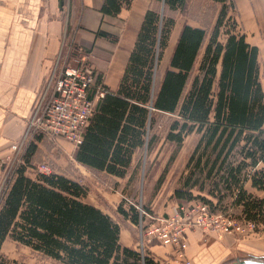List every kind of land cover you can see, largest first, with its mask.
I'll return each mask as SVG.
<instances>
[{
	"label": "trees",
	"instance_id": "trees-1",
	"mask_svg": "<svg viewBox=\"0 0 264 264\" xmlns=\"http://www.w3.org/2000/svg\"><path fill=\"white\" fill-rule=\"evenodd\" d=\"M132 1L105 0L101 12L118 16ZM153 1L162 8L146 12L119 88L91 95L95 107L75 159L125 177L135 150H148L157 139L151 134L156 113L174 115L167 140L182 145L190 134L200 137L187 164L190 174L174 196L206 203L213 213L264 225V198L245 188L250 180L264 190L259 49L244 33L233 30L220 41L225 22L237 28L236 0H210L220 5L210 34L205 27L183 25L170 68L156 88L155 73L176 24L171 13L183 11L189 0ZM96 81L100 83V78ZM35 148H27L26 162ZM88 191L63 174L32 178L26 175L25 164L16 168L0 205V264H7L1 249L8 239L61 264H155L151 257L143 260L137 250L121 245L119 223L85 201ZM118 212L139 223L135 205L127 210L121 203Z\"/></svg>",
	"mask_w": 264,
	"mask_h": 264
},
{
	"label": "crops",
	"instance_id": "crops-1",
	"mask_svg": "<svg viewBox=\"0 0 264 264\" xmlns=\"http://www.w3.org/2000/svg\"><path fill=\"white\" fill-rule=\"evenodd\" d=\"M104 2L0 0V151L5 148L9 151L10 146L22 138L37 99L65 49L82 48L95 68L96 80L100 78L97 84L110 91L119 88L145 14L154 1L133 0L118 16L104 15L101 12ZM236 8L247 42L259 49L264 90V0H236ZM182 28L183 25L176 23L171 31L158 66L159 82L170 68ZM144 149L135 150L128 172L136 167L137 155ZM162 179L161 175L154 187ZM181 186L182 183L171 192L178 202L184 200L177 199L174 191ZM245 188L256 197L264 198V190L253 187L250 180ZM122 197L116 193L112 200L119 206ZM88 203L105 211L97 203ZM172 209L169 207L165 214ZM133 227L135 225L129 221L124 229L121 228L120 243L138 250ZM188 240V255L194 264H227L239 256L264 257V234L259 231L242 237L193 228ZM147 250L155 264H176L171 247L150 243Z\"/></svg>",
	"mask_w": 264,
	"mask_h": 264
},
{
	"label": "rangeland",
	"instance_id": "rangeland-1",
	"mask_svg": "<svg viewBox=\"0 0 264 264\" xmlns=\"http://www.w3.org/2000/svg\"><path fill=\"white\" fill-rule=\"evenodd\" d=\"M160 10L162 6L159 3H153V7ZM220 5L210 0H189L186 8L183 11L171 13L175 16L178 26L186 23L194 26L205 27L209 34L216 22L217 13ZM233 14V13H232ZM237 21V28L234 30L231 21L225 22L222 28L220 41L224 42L226 39V31L233 30L238 33H243L241 22L238 13L234 12ZM63 66H75L79 63V54L74 47L62 53ZM90 60V59H89ZM60 67V66H59ZM155 88L159 83L158 68L155 73ZM156 122L151 134H156L157 139L152 148L142 150L136 158L138 161L135 168H131L128 174L121 178H117L106 172L97 171L84 166L75 159V146L65 139H50L41 136L39 139L34 136L35 142L32 140L28 147L35 145L34 154L30 157L29 162L25 161V152L20 153L17 157L11 150L0 151V205L8 185L13 179L16 168L25 164L26 175L36 178L38 174L43 173L39 170V166L47 165V174L58 173L66 175L75 179L88 187L87 202L97 203L104 207L105 211L109 213L114 220H116L120 227H124L131 221L123 217L118 212V206L112 200V196L116 193L122 194L123 207L129 210L130 205L143 206L149 215L153 217L167 216L169 207L175 208L182 202L174 200L171 196L173 188L178 187L183 179L190 174V169L187 164L190 157L199 141V136L195 133L187 136L182 145L166 139V133L169 125L174 119V115L156 113ZM8 156L11 157L7 163H2V160ZM45 174V173H44ZM163 176L161 182L157 187H154L156 180ZM172 209V211H173ZM170 211L169 213H171ZM228 214V213H226ZM238 220L237 215L228 214ZM152 221L148 216L144 218V222ZM156 221V220H153ZM131 223H133L131 221ZM134 224V223H133ZM134 233L137 238L138 252L140 249V229L138 224H134ZM259 232L264 234V225H258ZM255 232H258L257 230ZM237 235V233H235ZM147 254H149L147 250ZM1 256L7 264H61L44 254L32 250L30 247L21 245L8 239L2 246Z\"/></svg>",
	"mask_w": 264,
	"mask_h": 264
},
{
	"label": "built area",
	"instance_id": "built-area-1",
	"mask_svg": "<svg viewBox=\"0 0 264 264\" xmlns=\"http://www.w3.org/2000/svg\"><path fill=\"white\" fill-rule=\"evenodd\" d=\"M77 53L79 63L75 66H63L62 55H59L47 85L30 114L22 138L12 144L11 150L16 157L27 150L34 136L40 135L51 140L65 139L76 147L82 143L95 107L91 95L95 93L103 96L106 89L97 84L95 68L89 61V55L82 48H78ZM10 159L8 156L1 164ZM47 169L45 164L39 166V170L45 174ZM135 206L140 213L139 253L143 260L149 256L148 245L156 243L173 249L176 264H194L188 255V233L191 229L198 228L219 235L237 233L244 237L259 227L252 220H238L226 213H213L206 203L200 201L182 202L167 216L156 218L149 215L143 206ZM147 216L152 221L145 224L144 218Z\"/></svg>",
	"mask_w": 264,
	"mask_h": 264
},
{
	"label": "water",
	"instance_id": "water-1",
	"mask_svg": "<svg viewBox=\"0 0 264 264\" xmlns=\"http://www.w3.org/2000/svg\"><path fill=\"white\" fill-rule=\"evenodd\" d=\"M227 264H264V257L239 256Z\"/></svg>",
	"mask_w": 264,
	"mask_h": 264
}]
</instances>
